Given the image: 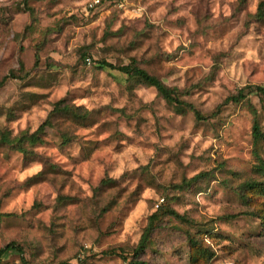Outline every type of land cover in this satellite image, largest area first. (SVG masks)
I'll use <instances>...</instances> for the list:
<instances>
[{
	"label": "clouds",
	"instance_id": "obj_1",
	"mask_svg": "<svg viewBox=\"0 0 264 264\" xmlns=\"http://www.w3.org/2000/svg\"><path fill=\"white\" fill-rule=\"evenodd\" d=\"M0 133V264H264V0H0Z\"/></svg>",
	"mask_w": 264,
	"mask_h": 264
},
{
	"label": "trees",
	"instance_id": "obj_2",
	"mask_svg": "<svg viewBox=\"0 0 264 264\" xmlns=\"http://www.w3.org/2000/svg\"><path fill=\"white\" fill-rule=\"evenodd\" d=\"M0 143H7V134L6 133L0 134Z\"/></svg>",
	"mask_w": 264,
	"mask_h": 264
},
{
	"label": "rangeland",
	"instance_id": "obj_3",
	"mask_svg": "<svg viewBox=\"0 0 264 264\" xmlns=\"http://www.w3.org/2000/svg\"><path fill=\"white\" fill-rule=\"evenodd\" d=\"M9 115H10V117H11V112L9 113ZM1 134V133H0ZM130 264H131V262H130Z\"/></svg>",
	"mask_w": 264,
	"mask_h": 264
}]
</instances>
